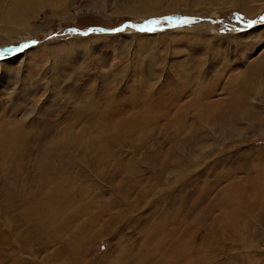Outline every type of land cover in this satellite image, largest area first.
<instances>
[{
	"label": "rangeland",
	"instance_id": "obj_1",
	"mask_svg": "<svg viewBox=\"0 0 264 264\" xmlns=\"http://www.w3.org/2000/svg\"><path fill=\"white\" fill-rule=\"evenodd\" d=\"M61 1L0 38L1 263L264 264V0Z\"/></svg>",
	"mask_w": 264,
	"mask_h": 264
},
{
	"label": "bare ground",
	"instance_id": "obj_2",
	"mask_svg": "<svg viewBox=\"0 0 264 264\" xmlns=\"http://www.w3.org/2000/svg\"><path fill=\"white\" fill-rule=\"evenodd\" d=\"M42 1V0H19L17 4H14V6L11 8L10 11H8L6 13V16H3L2 14H0V30H2L3 34L6 35H2V39H7V38H15L16 36H19L20 34L17 33L16 35L13 34V32H15L16 29H13L12 26H17V25H24L25 24V17L27 16V12H33L34 11V6L38 5V3ZM61 1V0H59ZM62 2V1H61ZM67 2V0H66ZM41 3V2H40ZM57 3V0H56ZM60 5V4H58ZM62 5V4H61ZM252 8V7H251ZM250 9V8H249ZM254 9V8H253ZM252 9V10H253ZM248 11V10H247ZM30 15V14H29ZM202 23V22H201ZM2 24V25H1ZM209 22L205 21L202 23V25H196L193 26L194 28H197L199 26H207L210 27ZM206 27V28H207ZM22 30V29H20ZM21 33V32H20ZM27 33V32H26ZM25 33H22V35H24ZM22 37V36H21ZM45 43V42H44ZM52 43V42H51ZM39 46V45H38ZM38 49V48H37ZM34 53V52H33ZM19 59V58H18ZM256 76V75H255ZM263 77V76H262ZM246 81V80H245ZM253 81V80H252ZM261 81V80H260ZM248 82V81H247ZM246 82V83H247ZM264 83V82H263ZM247 97V95H246ZM38 106V101L35 102V104L32 106L33 109L35 110ZM33 112V111H32ZM31 113V112H30ZM29 113V114H30ZM71 124V123H70ZM67 130V129H66ZM65 130V131H66ZM16 134V133H15ZM85 134V133H84ZM11 135V134H10ZM69 136V134L67 135V137ZM15 137V136H14ZM79 138V135L76 136V139ZM66 140H71V138L69 137ZM15 141V140H14ZM20 141V140H19ZM81 142V141H80ZM258 182V181H257ZM259 194V193H258ZM245 196V195H244ZM250 199V198H249ZM258 200V199H257ZM256 200V201H257ZM255 201V202H256ZM37 255V254H35ZM33 256V255H32ZM186 257V256H185ZM164 258V257H163ZM33 259V258H32ZM165 260V258H164ZM184 260V259H183ZM61 261V260H60ZM10 263L11 264H57L56 259L50 258V257H46V258H37V259H33V260H25L24 258H18V259H13L12 261V257L10 258ZM59 263V262H58ZM165 263V262H164ZM174 263V262H173ZM172 263V264H173ZM0 264L1 261H0Z\"/></svg>",
	"mask_w": 264,
	"mask_h": 264
},
{
	"label": "water",
	"instance_id": "obj_3",
	"mask_svg": "<svg viewBox=\"0 0 264 264\" xmlns=\"http://www.w3.org/2000/svg\"><path fill=\"white\" fill-rule=\"evenodd\" d=\"M133 26L134 28L138 29V30H145V27H141L139 24H135L133 22H126L123 26L122 29L124 28V26ZM104 31L108 32L109 30L103 29Z\"/></svg>",
	"mask_w": 264,
	"mask_h": 264
}]
</instances>
